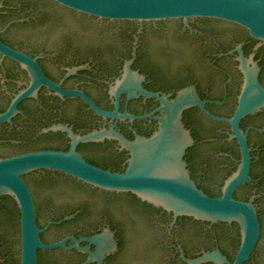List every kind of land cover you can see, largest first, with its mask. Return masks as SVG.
Segmentation results:
<instances>
[{"label":"flooded vegetation","instance_id":"af4514ba","mask_svg":"<svg viewBox=\"0 0 264 264\" xmlns=\"http://www.w3.org/2000/svg\"><path fill=\"white\" fill-rule=\"evenodd\" d=\"M58 8L81 19L62 22ZM0 41L34 60L62 90L85 95L103 111L118 106L119 114L138 118L103 120L85 100L41 86L35 97L18 105L10 123L0 124V159L32 151H68L66 134L44 132L56 125L80 136L113 126L129 141L149 138L158 130L162 109L183 90L194 89L204 109L219 120L195 106L182 112L193 139L183 157L190 178L206 195L219 198L237 172L240 149L223 120H230L238 106L245 81L242 59L250 70L256 64L264 89V43L243 28L207 18L110 21L49 0H0ZM30 83L29 73L19 63L0 54V114ZM238 128L251 160L248 179L235 190L234 198L252 202L263 233L264 107L244 116ZM14 131L25 140L13 139ZM76 151L88 163L111 172L122 173L128 164V152L115 140L79 144ZM24 181L32 194L41 242H64L68 248L38 251V264L40 258L43 264H136L130 256L132 252L138 256V251L142 255L137 264H189L215 252L232 263L240 247L236 223L175 217L130 193L94 188L58 172H33ZM11 234L0 226V264L10 257L19 264L20 229L18 236ZM260 243L261 238L245 264H259ZM261 256L264 259V252Z\"/></svg>","mask_w":264,"mask_h":264},{"label":"water","instance_id":"95a60500","mask_svg":"<svg viewBox=\"0 0 264 264\" xmlns=\"http://www.w3.org/2000/svg\"><path fill=\"white\" fill-rule=\"evenodd\" d=\"M57 5L79 14L110 21H160L187 20L192 18L216 19L233 23L247 31L256 41L264 43V0H49ZM55 7L52 4H47ZM62 22H71L77 15L58 8ZM0 54L19 63L30 75V86L20 92L11 101L8 109L0 114V124H8L17 114L18 105L26 98L35 97L39 87L44 86L60 96L78 97L88 108L103 120L132 121L138 118L119 114L118 106L114 111L106 112L98 108L85 95L68 92L49 81L36 62L14 51L0 41ZM245 81L238 100V106L230 120L226 121L236 139L241 160L237 172L230 177L219 198H211L196 187L190 178L187 165L183 160L186 150L193 145V139L185 128L181 114L190 107H198L211 116L203 107L194 89L180 92L176 100L162 109V118L158 120V130L149 138L136 136L129 141L114 131V127L93 131L80 136L64 125L53 126L47 131H59L68 137L69 150L32 151L10 158L0 159V197H11L19 210L20 256L19 264H38V251L66 248L64 242L46 245L41 242V229L35 219V207L32 194L23 177L37 171L58 172L72 177L84 184L101 190L130 193L141 201L171 212L175 217L185 216L210 223H236L240 230V247L232 263L218 252L207 254L201 259L188 261L199 264L214 261L217 264H245L260 241L259 264H264L261 253L264 252V230L252 202H241L234 198L235 190L244 184L250 171V154L245 135L239 128V121L246 115L255 113L264 107V89L257 75L259 69H248L242 59ZM105 139L115 140L128 152V164L124 172L117 173L98 168L88 163L77 151L79 144L95 143ZM39 198V196H38ZM40 200V198H39ZM70 218H65L64 221ZM60 222L54 223L55 225ZM1 226V225H0ZM72 240V239H71ZM14 250L19 252L18 245ZM75 246H72V248ZM68 249V248H66ZM12 253H17L12 251ZM132 252L136 264L142 255Z\"/></svg>","mask_w":264,"mask_h":264},{"label":"trees","instance_id":"16d2710c","mask_svg":"<svg viewBox=\"0 0 264 264\" xmlns=\"http://www.w3.org/2000/svg\"><path fill=\"white\" fill-rule=\"evenodd\" d=\"M12 135L13 139L21 142L25 140L23 139L24 136H20V132L18 131H14ZM14 147L19 146L15 145ZM67 149L68 147H66L65 150ZM26 176H24L23 179H25ZM19 218L20 214L15 201L9 196L0 197V225L8 228L12 233L11 236L13 235V237L18 236L19 233ZM14 243H17V241L15 240ZM41 255L42 253L39 254V257H41ZM3 264H18V260L13 257H10L9 259L6 258ZM39 264H43L41 258L39 260Z\"/></svg>","mask_w":264,"mask_h":264}]
</instances>
